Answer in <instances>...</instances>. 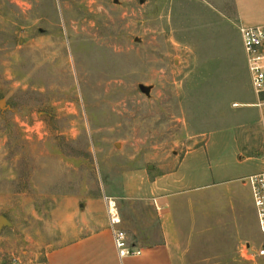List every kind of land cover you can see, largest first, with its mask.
<instances>
[{"label": "rangeland", "instance_id": "374dc122", "mask_svg": "<svg viewBox=\"0 0 264 264\" xmlns=\"http://www.w3.org/2000/svg\"><path fill=\"white\" fill-rule=\"evenodd\" d=\"M233 8L0 0V264L43 261L112 206L131 244L163 243L153 208L123 196L222 128L239 89L254 96ZM175 231L171 264H264L258 228L250 250L234 229Z\"/></svg>", "mask_w": 264, "mask_h": 264}, {"label": "crops", "instance_id": "0c3cea01", "mask_svg": "<svg viewBox=\"0 0 264 264\" xmlns=\"http://www.w3.org/2000/svg\"><path fill=\"white\" fill-rule=\"evenodd\" d=\"M233 5L237 23L264 26V0H233ZM238 93L241 101L233 102L230 111L220 110L222 128L191 137L193 147L177 163L138 183L133 193L143 189V195L123 196L153 208L164 234L162 244H131L127 236L141 255L121 259L109 217L87 235L46 253L43 261L18 264H146L156 259L171 264L175 258L169 242L175 229H234L235 240L250 245L252 229L259 227L248 178L264 173V107L254 90V96L241 89ZM119 219L116 230L124 231Z\"/></svg>", "mask_w": 264, "mask_h": 264}, {"label": "built area", "instance_id": "2783aa9c", "mask_svg": "<svg viewBox=\"0 0 264 264\" xmlns=\"http://www.w3.org/2000/svg\"><path fill=\"white\" fill-rule=\"evenodd\" d=\"M240 34L253 90L259 97H262L264 95V26H242ZM259 106L264 107V99H260ZM248 183L252 190L259 230L264 234V173L249 177ZM109 213L110 222L114 229V243L119 257L123 259L130 256H140L141 251L133 249L129 245L127 234L122 230H116L120 220L114 206L110 208ZM246 249L250 250V245H247ZM252 256L264 257V248L255 251Z\"/></svg>", "mask_w": 264, "mask_h": 264}, {"label": "water", "instance_id": "95a60500", "mask_svg": "<svg viewBox=\"0 0 264 264\" xmlns=\"http://www.w3.org/2000/svg\"><path fill=\"white\" fill-rule=\"evenodd\" d=\"M3 104V102H1V105ZM4 225H9V222L7 221V219L1 217L0 218V229L4 226Z\"/></svg>", "mask_w": 264, "mask_h": 264}]
</instances>
